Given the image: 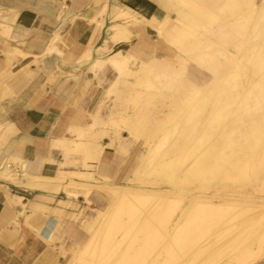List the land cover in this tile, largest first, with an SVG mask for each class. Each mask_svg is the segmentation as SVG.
<instances>
[{
	"label": "bare ground",
	"instance_id": "6f19581e",
	"mask_svg": "<svg viewBox=\"0 0 264 264\" xmlns=\"http://www.w3.org/2000/svg\"><path fill=\"white\" fill-rule=\"evenodd\" d=\"M156 1L164 19L95 0L99 9L89 22L104 35L80 63H91L92 72L109 69L114 81L87 128L70 127L52 142L53 158L29 162L3 155L10 132L5 124L0 182L57 185L69 198H83L84 206L64 229L52 220L35 228L41 239L61 241L65 264H259L264 259V0ZM13 21L1 12V37L9 38ZM146 29L165 56L143 60L126 50L142 37L135 31ZM61 39L54 35L44 55H62L56 47ZM228 46L232 51L222 52ZM5 47L8 63L25 57ZM189 60L196 67H188ZM112 149L116 165L118 152L133 155L123 184L113 182L112 171L101 172L106 150ZM45 163L58 166L54 177L35 173ZM93 194L107 206L91 208ZM65 236L80 241L66 244Z\"/></svg>",
	"mask_w": 264,
	"mask_h": 264
},
{
	"label": "crops",
	"instance_id": "0c3cea01",
	"mask_svg": "<svg viewBox=\"0 0 264 264\" xmlns=\"http://www.w3.org/2000/svg\"><path fill=\"white\" fill-rule=\"evenodd\" d=\"M104 1L109 5L126 4L146 19L165 17L156 0ZM98 9L95 0H0V15L5 11L14 20L9 38L0 36V84L5 82L0 90V132L5 131V124L10 127L2 144L3 155L21 156L29 162L53 158L50 149L54 140L62 138L70 127L87 128L91 124L89 115L95 113L115 79L107 68L92 72L91 63H80L104 35L89 22ZM135 32L142 37L126 50L143 60L166 55L151 30ZM56 34L62 36L56 43L62 55H44ZM5 43L10 51L25 57L8 63ZM92 55V59L96 58L94 52ZM9 71L5 81L3 77ZM122 137H127L126 133ZM108 142L103 138L101 144ZM121 154L117 153V165L114 149L106 150L102 159L101 172L112 171L116 184L125 182L132 172ZM57 170L56 164L45 163L35 173L54 177ZM83 206L82 197L69 198L62 186L23 188L0 182V264H62L65 257L59 253L61 241L49 243L39 237L35 228L52 220L64 229ZM21 207L24 215L18 217ZM15 219L18 226L13 225ZM74 241L80 240L65 236L66 244Z\"/></svg>",
	"mask_w": 264,
	"mask_h": 264
},
{
	"label": "rangeland",
	"instance_id": "374dc122",
	"mask_svg": "<svg viewBox=\"0 0 264 264\" xmlns=\"http://www.w3.org/2000/svg\"><path fill=\"white\" fill-rule=\"evenodd\" d=\"M221 50H222V52H225L226 50L227 51H232V48L230 46H228L225 49L224 48H221ZM188 67H196V65H195V63H193L192 60H189ZM123 108H126V107H123ZM131 110L132 109L129 108L127 110V112H129L130 114H132V111ZM126 136H127V134H126ZM126 152L127 153H125L124 150H122L121 151V153H122L121 155H123V156H121V157L123 158L124 162L127 161L129 163V165H131V167L133 168L134 167L133 155L129 154L128 151H126ZM123 183H125V182H123ZM123 183H121V184H123ZM92 197H93V203H91V208H94V209H99V208L100 209H103V208H105L107 206V201L105 199L98 198L95 194H93ZM65 261H66V258H64L62 264H65ZM259 264H264V259L260 260L259 261Z\"/></svg>",
	"mask_w": 264,
	"mask_h": 264
},
{
	"label": "built area",
	"instance_id": "2783aa9c",
	"mask_svg": "<svg viewBox=\"0 0 264 264\" xmlns=\"http://www.w3.org/2000/svg\"><path fill=\"white\" fill-rule=\"evenodd\" d=\"M13 167V166H12Z\"/></svg>",
	"mask_w": 264,
	"mask_h": 264
}]
</instances>
